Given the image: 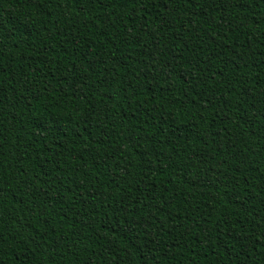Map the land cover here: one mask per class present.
Returning a JSON list of instances; mask_svg holds the SVG:
<instances>
[{
  "label": "trees",
  "instance_id": "1",
  "mask_svg": "<svg viewBox=\"0 0 264 264\" xmlns=\"http://www.w3.org/2000/svg\"><path fill=\"white\" fill-rule=\"evenodd\" d=\"M0 264H264V0H0Z\"/></svg>",
  "mask_w": 264,
  "mask_h": 264
}]
</instances>
